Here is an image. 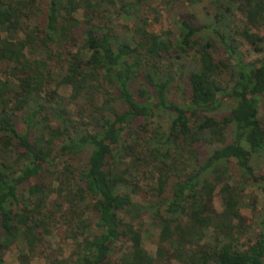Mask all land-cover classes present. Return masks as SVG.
<instances>
[{"label": "trees", "instance_id": "obj_1", "mask_svg": "<svg viewBox=\"0 0 264 264\" xmlns=\"http://www.w3.org/2000/svg\"><path fill=\"white\" fill-rule=\"evenodd\" d=\"M203 2L0 0V264H264V0Z\"/></svg>", "mask_w": 264, "mask_h": 264}, {"label": "rangeland", "instance_id": "obj_2", "mask_svg": "<svg viewBox=\"0 0 264 264\" xmlns=\"http://www.w3.org/2000/svg\"><path fill=\"white\" fill-rule=\"evenodd\" d=\"M151 1L155 3L154 5H158L161 0H151ZM203 1L204 2L202 4H199V6L195 9V10H197V13L201 17H203V15L205 13L204 12L205 10L203 9L204 6L207 5L210 0H203ZM193 10L194 9L190 8V0H182V3L177 6V11H179V12L185 13L187 11L192 12ZM162 15H163V21L161 24H153V22L150 21V23H152V25L150 27V29L152 31H167V30H170L171 28H173V17H172L173 14L170 12L167 13L165 11H162ZM114 19H115L114 25L116 27L123 29L125 26H134L133 21H127L124 18H116V17ZM259 33L261 36H264V30L259 32ZM243 50L248 51L249 47L247 45H244ZM255 58L256 57L254 55L250 56L251 60H254ZM62 93L63 94H69V90L63 89ZM180 95H181V92H178V94L176 96L177 99H179V98L181 99ZM261 118L264 122V99H263V104L261 107ZM262 159H264V158H262ZM253 165L255 167V172L257 175H264V160L260 161V162L255 161V162H253ZM247 195H251L254 198L251 199V201L247 200V203H246L247 205H246V207H244L242 212L245 216H247L251 219L253 216V211H252L251 207H249L248 203L250 204V206H256L257 205L259 208H261L264 204V188L248 187L247 188ZM214 205H215L217 210H222L221 199L218 195L214 198ZM57 242H59L61 245L63 244L62 246L66 249V254L68 255L69 249H70V247H72L71 242L63 243L61 236H59L57 238ZM146 247L150 253H152V254L156 253V250H157L156 236L154 234L146 240ZM15 254H16V250L14 249L6 255V259H7V262L9 264H20L19 261L17 260V257ZM45 256H46V253H42L41 257L37 258V260L33 264H46Z\"/></svg>", "mask_w": 264, "mask_h": 264}]
</instances>
